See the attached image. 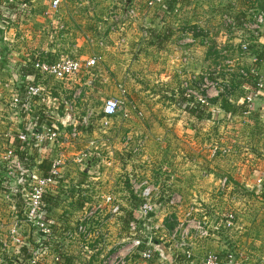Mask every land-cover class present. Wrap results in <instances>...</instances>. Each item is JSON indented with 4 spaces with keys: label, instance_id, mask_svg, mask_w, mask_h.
<instances>
[{
    "label": "crops",
    "instance_id": "obj_1",
    "mask_svg": "<svg viewBox=\"0 0 264 264\" xmlns=\"http://www.w3.org/2000/svg\"><path fill=\"white\" fill-rule=\"evenodd\" d=\"M179 1L176 6L182 23L190 26L198 19H204L213 31L211 42L215 50L198 43L191 47L179 46L181 36L173 31L170 16L164 17L163 21L172 31L171 41L162 50L148 45L143 28L147 26L150 31L158 27L163 15L160 11L145 9L142 3L138 18L125 28L126 45L116 46L117 35L109 33L108 25L110 12L119 13L120 8L115 5L117 0H62L56 14L48 13L51 0H22L24 13L21 12L8 25H0V46L6 60V63L0 62V242L7 237L8 230L14 227L16 217L20 215L19 192L23 187L13 175H8L1 160L4 152L14 147L15 135L25 132L33 119L37 122L56 121L62 133L71 125L65 113L58 111L55 105L46 112L36 107L31 115L17 113L12 108L10 99L18 90L20 80L16 66L35 55L48 63L61 58L84 61L94 57L98 58L97 64L81 72L73 87H81L88 98L100 101L120 99L130 118L115 122L104 135L89 131L86 139L56 148L64 154L66 164L62 170L63 182L47 191L61 199L50 217L55 222L56 232L60 233L73 227L85 208L101 204L102 196L109 192L117 197L122 214L112 217L104 210L92 223L104 236L88 244L93 251L89 261L84 258L79 244L70 242L63 250L59 245L50 246L44 264H54L51 255L59 248L67 264H102L104 256L127 244L131 235L128 223H123L122 217L130 210L128 193L123 186L129 174L161 184L164 196L176 195L182 199L177 208L168 207L165 198L156 201L157 216L153 225L158 224L159 231L153 233L151 224L146 227L139 224L138 230H143L144 234L136 235L138 238L142 236L141 239L151 235L158 250L151 261H145L141 252L147 246L142 245L128 259L129 264H197L207 253L223 255L227 252L237 254L236 264H264V214L255 192L264 178V120L260 117L264 89L249 113L217 119L222 110L220 105H215L216 113L206 112L214 114L209 115L210 118L195 119L175 105L180 76L174 60L178 54L187 52L190 57L187 71L205 73L218 58L217 48L225 46L234 52L236 47L231 45L236 39L226 38L225 32L218 27L220 15L251 13L264 17V0H249L247 5L245 0ZM2 4L5 5L6 0H0ZM60 25L64 27L63 31L59 30ZM247 39L250 55L257 57V65L263 69L264 24L258 37L250 35ZM100 41L104 46H99ZM45 81L56 99L73 91L71 85L67 89L51 78ZM233 95V103L241 104L238 102L240 96ZM132 107L142 113L140 118L133 115ZM92 139L103 145L101 152L106 155L99 159L93 157L87 162L90 163L87 173L83 172L84 168L79 169L78 174L73 173L78 167L73 160L88 148L87 141ZM126 139H129L130 147L137 142L143 143L138 156L133 157L130 147L125 148ZM47 147L45 144L36 146L35 163L54 156L55 153L45 151ZM222 149L229 152L224 155ZM212 151H216L215 156ZM93 166L96 171H91ZM78 184L79 193L73 198L65 197L68 190ZM77 200L83 202L81 208L76 207ZM189 207L194 209L191 215L194 220L208 224L209 236L197 239L190 229L184 243L192 256L185 260L182 248L176 247L181 241L182 227L186 226ZM227 215L233 216L230 228L224 226ZM17 225L18 234L25 242L35 243L33 230L24 223L18 222ZM174 233L175 238H172ZM158 237H161L160 241ZM11 255L8 249L5 258Z\"/></svg>",
    "mask_w": 264,
    "mask_h": 264
},
{
    "label": "built area",
    "instance_id": "obj_2",
    "mask_svg": "<svg viewBox=\"0 0 264 264\" xmlns=\"http://www.w3.org/2000/svg\"><path fill=\"white\" fill-rule=\"evenodd\" d=\"M61 1L51 0L48 13L56 14L59 11ZM248 1L245 0L246 5ZM140 3H142L145 9L153 10V12H161L164 0H117V4L115 3V5L120 8L119 13L110 12V22L108 25L109 33L117 35L115 39L116 46L121 47L126 45L125 28L138 18ZM6 4L14 5L20 13H24L25 5L22 0H6ZM233 6H235V3H233ZM168 16L173 18V31L179 32L181 36L178 41L179 46L191 47L198 43L202 47L216 49L215 46H212L211 42L213 31L204 19H198L190 26H186L182 23L181 13L178 7L174 8L173 12L169 13ZM164 24V21H161V26ZM263 24L264 17L262 14L256 15L248 13L243 15L242 13L236 15L234 13H222L219 17L218 27L225 32L226 38L232 37L231 39H236V43L231 44L236 46L234 47L235 50L231 52L225 46L221 49L217 48L220 58L218 57L209 72L205 73L188 72L187 66L190 62L189 53L178 54L174 60L177 63L176 72L180 76L179 88L182 90L183 97L194 104L201 105L208 113H216L217 106L215 105L217 103H214V101L219 102L221 98H226L230 103L234 102L232 83L236 78L248 83L251 81L254 83L253 86L247 84L242 85L246 93L239 97L238 101L247 106V113H249L264 89V67L260 69L257 65L259 63L257 57L250 55L248 51L250 44L247 38L250 35L252 37H258ZM59 30L63 31L64 27L60 25ZM143 37H148L147 26L143 28ZM98 44L100 47L104 46L103 41H100ZM32 58L36 59L32 64L35 71V82H27L22 93L18 91L14 92L10 99V105H12V108L17 113L22 112L26 115H31L34 108L38 107L43 112H46V109H50L54 105L57 107L58 100H61L65 104V110L63 111L65 117L71 121V125L68 130H64L62 133L56 121H50L48 123L46 121L37 122L33 119L29 121L25 132H20L15 135V138L22 144H25L29 150L34 145L42 146L45 144L48 145L47 149H45L47 153H57L47 160L49 169L46 176L43 175V171L40 168L42 164L41 160L37 163L33 161L34 166L24 170L23 163L15 152V147L9 148L4 152L5 154L1 160L5 164V168H7L8 175H13L15 180H19L18 182L23 187L21 192H19L21 209L20 215L17 216L19 218L16 217L14 227L8 230L7 237L0 242V264L45 263V257L49 252L48 249L42 253L33 250L27 259L18 257L10 262L5 258L8 249L12 253H15V248L25 243L24 237L18 234L16 228L18 222L24 223L33 230L36 237V244L44 239L49 247L59 245L63 250L64 245L70 242L78 243L82 249V253H84V258L89 261L93 251L89 249L88 244L94 240L102 239L104 236L101 229L93 227L92 223H95L97 217L99 218V215L104 210L112 217H117L122 214L121 206L116 196L111 193L103 195L101 204L96 203L85 208L79 217H77L75 225L71 228L63 229L60 233L58 231L56 232V225L51 217L43 220L37 219L36 216L41 213V202L44 193L50 187L55 186L54 179L62 176V170L66 164L64 154L58 152L56 148H61L65 144L76 143L77 141L86 139L89 131L104 135L115 122L128 120L130 113L124 110L122 107L123 102L118 98H105L101 100V105L97 110L86 108L83 110V114L76 112V102L82 99L86 103L88 95L80 89L81 87L74 88L73 85L76 83L77 77L81 72L97 64L98 58L93 57L84 61L61 58L53 63H48L43 61L39 55H35L19 63V66L16 67L19 69L21 65L30 62ZM246 64L248 65L246 66ZM48 78L62 84L67 89L68 85L72 86L73 91L65 95L67 100L63 99V95L58 99L52 96V92L45 81ZM131 110L136 117L140 118L142 116V113L136 107H132ZM260 117L264 120V106L260 108ZM128 142L129 139L124 140L125 148L130 147ZM87 145L88 148L82 150L79 156L73 160L75 164L82 166L81 171L90 159L100 157L101 149L103 148L102 144L96 143L93 139L88 140ZM142 147L143 143L137 142L134 146L130 147L129 151L132 155L138 156ZM228 152L227 149L221 150V153L224 155ZM215 155L216 151H212V156ZM23 170L25 172L22 173ZM128 178L133 194L141 201L137 210V213L144 222L141 225L146 227V224H151L150 229L153 233L159 231V225H153V220L157 216L155 212L156 201H159L160 198H165L168 207L177 208L181 205L182 199L176 195L169 196L167 194L164 196L159 184L154 183L150 179L140 178L137 175L131 174H129ZM0 184H2L1 178ZM15 192L18 193L17 191ZM16 199L18 198L16 197ZM13 210H15V207H13ZM261 210L264 214V198L261 200ZM193 212L194 209L192 207H189L186 211V226L182 227L180 232L181 241L176 247L182 248V255L185 260H189L192 256L191 251L187 249L184 243L185 236L189 234V230L192 229L195 232L197 239H205L209 236L208 224L205 221L200 222L194 220L191 216ZM232 220L233 216L227 215L224 220V226L230 228ZM138 226L139 224L135 222L128 224V232L131 236H129L127 244L115 253L104 256L102 258V264H129L128 259L142 245L147 246V248L141 252V258L145 261L152 260L154 253L158 250V245L153 242L154 239L151 235H145L143 239H141L142 236L138 238L136 234H144L143 230H138ZM174 236L175 233L172 235V238H175ZM160 238L158 237L157 239L160 241ZM60 251L59 248L55 254L51 255L52 262L54 264H67L64 254ZM236 263L237 254L227 252L223 255L207 253L197 264Z\"/></svg>",
    "mask_w": 264,
    "mask_h": 264
},
{
    "label": "trees",
    "instance_id": "obj_3",
    "mask_svg": "<svg viewBox=\"0 0 264 264\" xmlns=\"http://www.w3.org/2000/svg\"><path fill=\"white\" fill-rule=\"evenodd\" d=\"M179 2H180L179 0H164V4L161 8L163 17L161 18L158 27H155L152 30L148 31V37L146 41L148 42V45L154 46L158 50H162L165 47V45H167V43L171 41L172 31L170 30L169 26H166L165 24L161 26V21H163L164 17L168 16L169 13H172L174 8L178 7L176 5L179 4ZM19 14L20 11L14 5H3V4L0 5V25L2 24L5 26L14 22L18 18ZM35 60H36L35 58H32L30 62L21 65L18 69L19 72L18 75L20 80L18 81L19 85L17 87L18 88L17 91L19 93L23 92L24 86L26 85L27 82L29 83L35 82L34 79L35 71L32 66ZM0 62L6 63L4 49L1 48V46H0ZM242 82L243 80L241 81V83ZM249 82L252 83L251 81ZM245 84L249 86H253L250 85L249 83H245ZM178 94L179 96L175 101V105L177 108L181 109L188 116H191L195 119L200 120V119L209 118V115L206 113L205 109L201 105L196 103L194 104L193 102L188 101L185 97H183V93L180 88ZM219 105H220L219 107L222 110V113L221 115L217 116V119H219L220 116L221 119H223V118H227L228 116L242 115L247 111L246 105L242 103L239 105H236L235 103H230L226 98H221L219 100ZM46 122L49 123L50 121L48 120ZM14 147L16 154L23 163L24 170L32 168L34 166L33 158L35 155L34 150L36 149V146L34 145L29 150V148H27L25 144H22L20 141L16 139L14 142ZM40 168L43 171V175L46 176L49 169V163L46 160L42 161ZM24 170L22 171V173L25 172ZM81 176H84V174L81 173ZM62 182H63L62 177H57L54 179V185L59 186ZM123 186L128 193L130 210L125 211L122 217V222L128 224L130 222H135L138 224L144 223L141 216L137 213L141 201L133 194L128 177L124 180ZM255 192L258 193L257 197L260 200L264 198V178L262 180L261 185L258 187V189ZM77 193H79V184L69 189L66 196L65 195L64 196L73 198ZM60 202L61 199L59 195H52L51 193L48 192L44 193L41 202V213L37 215L36 218L43 220L48 219L54 208H57V206L60 205ZM75 205L77 208H81L83 206V202L77 200ZM49 248L50 247L48 246V243H46L44 239H42L37 244L34 243L33 241H27L23 245L16 247L15 248L16 252L12 253V255L7 260L11 262L18 257L22 259H27L30 256L31 251L37 250L40 253H42L47 249L49 250Z\"/></svg>",
    "mask_w": 264,
    "mask_h": 264
},
{
    "label": "rangeland",
    "instance_id": "obj_4",
    "mask_svg": "<svg viewBox=\"0 0 264 264\" xmlns=\"http://www.w3.org/2000/svg\"><path fill=\"white\" fill-rule=\"evenodd\" d=\"M191 6V5H190ZM231 16V15H230ZM224 29V28H223ZM238 54H239V52H238ZM238 54H236V55H238ZM218 55V57L220 58V55L219 54H217ZM216 55V56H217ZM248 64H246V66H247ZM209 70H210V67H207V70L205 71V72H209ZM241 81L242 80H239L238 78H236L234 81H233V83H232V89H233V91H234V93H235V97L237 96V97H241L242 95H243V88H242V85L243 84H245V83H248V82H245V81H243L242 83H241ZM250 85H253L254 83L252 82V83H249ZM76 88H77V86H76ZM81 89V88H80ZM65 94H63V99L65 100L66 99V97L64 96ZM67 100V99H66ZM101 105V101L100 100H97V99H94V98H88V100H87V102L85 103V102H83L82 101V99H80V100H78V102H76V104H75V108H76V112L78 113V114H83V110H85L86 108H91V109H95V110H97L98 108H99V106ZM217 105L219 106V102L217 101ZM57 110L58 111H64L65 110V104H64V101H61V100H58V106H57ZM207 112V111H206ZM208 115H214V114H208ZM217 117V116H216ZM210 118V117H209ZM212 118H215V117H213L212 116ZM205 127H207V125L205 126ZM103 152V151H102ZM100 153V157L99 158H101V157H104L106 154H104V153ZM132 155V154H131ZM133 157H136V156H134V155H132ZM98 158V159H99ZM49 159V158H48ZM91 160V159H90ZM89 160V161H90ZM88 161V162H89ZM86 167V165H84V167L83 168H85ZM94 167V166H93ZM82 168V166H80V165H78V167H75V169H73V173H75V174H78V173H80L79 172V169H81ZM95 169V170H94ZM94 169L93 170H91V171H96V168L94 167ZM126 175H128L127 173H126ZM127 178V177H126ZM159 186H160V188H161V184H159ZM109 193H112V192H109Z\"/></svg>",
    "mask_w": 264,
    "mask_h": 264
},
{
    "label": "water",
    "instance_id": "obj_5",
    "mask_svg": "<svg viewBox=\"0 0 264 264\" xmlns=\"http://www.w3.org/2000/svg\"><path fill=\"white\" fill-rule=\"evenodd\" d=\"M90 167V163H87L86 167L83 169L84 173H87Z\"/></svg>",
    "mask_w": 264,
    "mask_h": 264
}]
</instances>
